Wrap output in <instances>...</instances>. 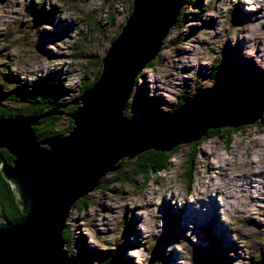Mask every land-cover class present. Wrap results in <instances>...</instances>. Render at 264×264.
<instances>
[{"label": "rangeland", "instance_id": "1", "mask_svg": "<svg viewBox=\"0 0 264 264\" xmlns=\"http://www.w3.org/2000/svg\"><path fill=\"white\" fill-rule=\"evenodd\" d=\"M130 3L0 0V84L21 91L16 103L0 100L4 108L25 105L37 83H53V101L66 108L50 129L66 134L69 109L100 71ZM179 15L153 64L135 79L129 118L172 114L178 98L216 83L212 64L233 50L245 78L264 76L252 70L264 59V0H197ZM227 71L225 61L219 73ZM218 130V137L177 146L166 169L152 172L145 185L141 175L118 180L136 173L132 162L107 173L85 197L87 206L73 207L65 221L71 257L82 264H99L106 252L116 264H264V113L251 126ZM209 194L214 211L197 202Z\"/></svg>", "mask_w": 264, "mask_h": 264}, {"label": "water", "instance_id": "2", "mask_svg": "<svg viewBox=\"0 0 264 264\" xmlns=\"http://www.w3.org/2000/svg\"><path fill=\"white\" fill-rule=\"evenodd\" d=\"M183 0H131L130 14L100 59V73L67 114L72 128L39 140V120L61 115L57 105L38 114L0 117V174L16 194L21 216L0 221V264H77L64 242L75 203L120 162L147 151L162 154L198 141L211 130L251 126L264 113V76L226 79L186 99L172 114L127 119L124 111L140 71L153 61Z\"/></svg>", "mask_w": 264, "mask_h": 264}, {"label": "trees", "instance_id": "3", "mask_svg": "<svg viewBox=\"0 0 264 264\" xmlns=\"http://www.w3.org/2000/svg\"><path fill=\"white\" fill-rule=\"evenodd\" d=\"M196 1L197 0H183V4L186 3V4L193 5L194 3H196ZM129 9H131V3L129 5ZM41 13H44V12H41ZM179 17L180 15H178L176 22L179 20ZM233 53L236 54L234 50H233ZM233 53H232V57H230L229 59L223 58L220 63H218V59H217V61L212 64V68H211L212 71L210 72V76L212 80H214L215 82H219V81H222L223 79L226 80L227 78L228 79L245 78L244 75L242 74V71L238 68V66H235V58H234ZM225 61L228 62V71L225 74H221L219 73V69L223 66ZM232 61H233L234 67H232L231 65ZM152 64H153V61L146 64L145 67H149ZM98 66L100 67L101 63H99ZM99 73L100 71L97 72L93 82L85 84L82 87L80 91V95L91 87V85L97 80ZM6 81L7 80H4V82ZM4 82L3 84H0L1 102L7 103V104L16 103V98L18 96L17 93H21V91L5 90L6 87L4 85L5 84ZM56 90H57L56 85H54L53 83L46 82V81L37 83L34 89L30 93L31 98L29 99L27 103H25V105L19 104L18 108L8 110V109H5L4 106L0 103V117L26 115V114H38L54 106H57L58 104L55 101H53L54 96H56L57 94ZM186 99L188 98L186 97L178 98L176 102V106L173 111H175ZM75 108L76 107L71 108L69 110L72 112ZM127 109L128 107L126 106L125 111H124V116L127 119H131L126 116ZM63 111L64 110L62 109L58 110V112H61V114H63ZM58 116L59 115L51 116L49 118L39 120L40 125L33 128L35 132V136L39 140L52 137L58 134H63L61 132L55 131L54 129H50V126L54 125V123L58 120ZM71 128H72V124L68 127V130H70ZM41 129H44V131L42 132ZM231 129H236V128H230L227 130L230 131ZM220 134L221 133L218 129L211 130L201 138L210 139L213 137H218L220 136ZM229 143H230L229 141H226V145L227 144L229 145ZM173 150H175V148ZM172 152L173 151L166 153V154H162V153H158L154 151H147V152L141 153L140 155H138L136 161L132 162V164L135 166L136 173H134L132 176H129L128 174H124L121 178H118V180L131 183V179L133 176L141 175L143 177L142 184L145 185L149 181L152 172H155V171L162 172L166 169L168 160L170 156L172 155ZM2 161H4L7 164H10L12 161V157L5 150H0V162ZM124 161L125 160H122L120 162V166L122 162ZM124 168L125 166L122 167V169ZM185 177L186 178L190 177L189 172L185 174ZM77 206L79 207V209L85 208L87 206V200L85 198L78 200L75 203L74 207H77ZM20 216H21V212H20L19 206L16 203V194L13 192L10 184L6 182L0 174V221L14 223L20 218ZM63 236H64V242L66 244V242L68 241V234H67L66 229L63 230ZM88 257L90 259L96 258L94 254L93 255L91 254V252L88 253ZM98 258H100L99 264H116V262L118 261V259H114L112 253L110 252L103 253L100 256H98ZM75 263L82 264L78 261H75Z\"/></svg>", "mask_w": 264, "mask_h": 264}, {"label": "bare ground", "instance_id": "4", "mask_svg": "<svg viewBox=\"0 0 264 264\" xmlns=\"http://www.w3.org/2000/svg\"><path fill=\"white\" fill-rule=\"evenodd\" d=\"M258 57H259V55H258ZM257 57V58H258ZM252 70H253V72H254V74H258V73H260V72H262L263 70H264V59L261 57L260 59L258 58V62L256 63V65L252 68ZM141 73V72H140ZM219 162H221V161H219ZM257 188V187H256ZM256 191V190H255ZM202 194H204V193H202ZM213 198V196H212V194H209V196L208 195H205L204 196V198L202 199L203 201H198L197 200V202H199L201 205H203V206H205V207H210L211 209H213V211L214 210H216V207L218 206L215 202H214V199H212ZM206 201V202H205ZM190 207H192L191 205H189V208ZM193 207H195L196 208V201L194 202V205H193ZM69 217V216H68ZM222 237H225V234L222 236V235H220L219 236V239H221Z\"/></svg>", "mask_w": 264, "mask_h": 264}]
</instances>
